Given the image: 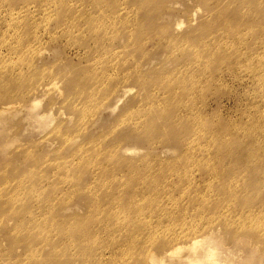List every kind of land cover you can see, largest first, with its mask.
Instances as JSON below:
<instances>
[{
    "label": "rangeland",
    "instance_id": "1",
    "mask_svg": "<svg viewBox=\"0 0 264 264\" xmlns=\"http://www.w3.org/2000/svg\"><path fill=\"white\" fill-rule=\"evenodd\" d=\"M206 248L264 264V0H0V264Z\"/></svg>",
    "mask_w": 264,
    "mask_h": 264
},
{
    "label": "bare ground",
    "instance_id": "2",
    "mask_svg": "<svg viewBox=\"0 0 264 264\" xmlns=\"http://www.w3.org/2000/svg\"><path fill=\"white\" fill-rule=\"evenodd\" d=\"M233 202V201H232ZM196 243H198V241L196 240V241H194L193 243H192V245L191 246H194V245H196ZM204 256L212 263V264H216L215 263V255H214V252H213V250H211L210 248H206V249H204ZM192 261V260H191ZM153 264H157V263H155V261H153Z\"/></svg>",
    "mask_w": 264,
    "mask_h": 264
}]
</instances>
